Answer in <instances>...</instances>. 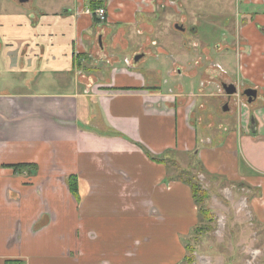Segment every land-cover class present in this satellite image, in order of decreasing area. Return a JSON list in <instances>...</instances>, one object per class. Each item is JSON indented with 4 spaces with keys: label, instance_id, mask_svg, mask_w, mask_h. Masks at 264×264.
I'll list each match as a JSON object with an SVG mask.
<instances>
[{
    "label": "crops",
    "instance_id": "1",
    "mask_svg": "<svg viewBox=\"0 0 264 264\" xmlns=\"http://www.w3.org/2000/svg\"><path fill=\"white\" fill-rule=\"evenodd\" d=\"M162 1L0 0V264L85 262L106 240L114 247L122 219L160 221L164 214L179 216L177 208L194 227L190 187L168 167L177 157L186 166L199 162L204 176L260 192L252 206L258 221L264 215V90L239 114L219 102L223 136L219 130L215 141L198 135L197 98L173 69L162 86L153 76L159 70L140 69L149 54L128 49L124 27L142 22L151 31L146 19ZM228 1L252 6L257 16L251 21L244 14L242 31L251 42H264L256 30L264 26L258 7L264 0ZM98 7L105 21L94 12ZM263 65L264 56L246 75L261 74ZM71 175L78 200L67 185ZM158 194L170 198L158 201ZM174 254L175 260L183 255Z\"/></svg>",
    "mask_w": 264,
    "mask_h": 264
},
{
    "label": "rangeland",
    "instance_id": "2",
    "mask_svg": "<svg viewBox=\"0 0 264 264\" xmlns=\"http://www.w3.org/2000/svg\"><path fill=\"white\" fill-rule=\"evenodd\" d=\"M159 6V12L146 19L151 31L146 30L145 23L142 22L134 23L130 28L124 27L126 35L130 36L128 49L149 54L140 69L159 70L160 74L157 72L153 76L162 86L171 80L168 71L173 69L174 78L180 80L186 93H192L197 98L192 122L198 135L201 132L211 134L215 141L217 133L221 131L219 122L226 117L218 109L219 102L224 100L218 80L237 81L236 64L243 71L264 56V42H251L242 31L246 23L240 20L244 14H252V6L236 1L233 7L228 0H164ZM258 7L261 8L260 11H264V4ZM176 24L182 25L183 30H177ZM256 25V30L260 32V27ZM118 26L122 27V24ZM139 31L142 33L137 34ZM214 41L215 44L216 41L219 42V48L216 49L213 45ZM118 46L125 49L120 44ZM227 46L230 48L226 49ZM257 48L261 50H254ZM227 54L229 58L225 62L222 59ZM176 62L178 63L175 64ZM220 64L228 73L220 72ZM178 66L182 69L180 76L177 75ZM148 75L151 74L148 72ZM188 75L193 77L189 78ZM238 79L244 82L243 86H259L264 84V71L261 74L252 72L251 75H246L245 72ZM201 93L203 97L200 96ZM244 101L246 102L245 99ZM199 104H204L205 107L200 109ZM228 104L233 106L235 113L233 97ZM223 134L221 131L219 137ZM189 163L192 164L191 160ZM198 163L196 167L195 164L186 166V160L177 157L168 167L177 175H193L194 180L199 181L207 190L209 196L205 205L212 210L209 216L215 219L214 230H199L194 240L189 218L183 216L182 209L177 207L179 216L164 214L160 221L147 218L146 221L133 223L122 219V227L118 229V241L111 243L114 249L107 245L110 242L106 240L103 244L105 247H96L91 259L80 263L77 261L76 264H105L108 261L113 264H180L185 254L183 248L187 243L194 250L193 264H264V215L261 217L263 220H257L251 200L255 197L258 201L261 200V193L239 189L237 181L220 176H204ZM169 198L166 194L157 195L158 201ZM162 209L163 215L165 210ZM151 215L159 214L153 212ZM203 219L208 220L207 216ZM126 249L128 251L124 253ZM180 250L183 255L175 260L174 253ZM114 253L118 255L117 261H114Z\"/></svg>",
    "mask_w": 264,
    "mask_h": 264
},
{
    "label": "trees",
    "instance_id": "3",
    "mask_svg": "<svg viewBox=\"0 0 264 264\" xmlns=\"http://www.w3.org/2000/svg\"><path fill=\"white\" fill-rule=\"evenodd\" d=\"M150 158L156 162L165 161L162 158H157V157H150ZM175 178H179L180 180H182L185 184H187L190 187L193 201L195 205L197 206L198 222L196 225H194V227L191 230L192 238L195 240L197 231L199 230H203L204 232L205 230L210 231L211 228H212L211 230H214V227L216 225L214 217L209 216L210 213L212 214L211 208L205 205V200L209 196V194L207 190L201 186L199 181L194 180L193 175L188 177V176H183L180 174V175H177V177L175 176ZM67 185L72 195L75 197L76 200H78L79 194H78V188H77L78 186H77L76 177L73 175L69 176L67 180ZM206 216L208 220L203 219ZM189 246H190L189 243L184 245L185 254L180 264H193V261H194L193 257H195V254H194V250L190 249ZM5 264H24V263L20 260H7L5 261Z\"/></svg>",
    "mask_w": 264,
    "mask_h": 264
},
{
    "label": "flooded vegetation",
    "instance_id": "4",
    "mask_svg": "<svg viewBox=\"0 0 264 264\" xmlns=\"http://www.w3.org/2000/svg\"><path fill=\"white\" fill-rule=\"evenodd\" d=\"M257 16V14L255 15L254 13H252V14H250L248 17H249V19L252 21V20H254L255 19V17ZM242 19V18H241ZM248 19V20H249ZM249 20V21H250ZM240 22H242V20H240ZM238 23H239V21H238ZM240 24V23H239ZM243 24H245V23H243ZM176 26V25H175ZM177 26H180V27H182V25H179V24H177ZM259 27H260V30H261V32H262V34H264V26H262V25H258ZM176 28V27H175ZM183 28V27H182ZM177 29V28H176ZM177 30H183V29H177ZM224 34V33H223ZM213 45L216 47V49L217 48H219V42L218 41H216V44H215V41H214V43H213ZM228 48H229V46H227ZM226 47V48H227ZM211 64H214V63H211ZM236 67H237V70H238V72H236V76H237V81H235V80H228V81H220L219 80V83H220V85H221V87H222V91H223V93H221V97H223L224 98V101L222 102V104H221V106L223 107H225V106H227V105H230V104H228V102H229V100H230V98L231 97H233L234 99H235V113H237V114H239L241 111V109H240V107H242V105H244V104H248V103H251V102H253V101H255L257 98H258V93L259 92H261V90H264V85L263 86H258V85H255V86H243V84L242 83H244V82H242V81H239V79H238V77L242 74H244V71L245 70H243V71H241V69L238 67V65L236 64ZM243 72V73H242ZM223 84H227V86H229V85H233L234 86V92L233 93H231V94H228V93H226V91H225V89H224V87H223ZM262 85V84H261ZM240 86H242V87H240ZM246 89H255L256 90V96H255V98H253L250 102H248V97L244 94V91L246 90ZM261 95V94H260ZM259 95V96H260ZM246 98V102L244 101V99L243 98Z\"/></svg>",
    "mask_w": 264,
    "mask_h": 264
},
{
    "label": "water",
    "instance_id": "5",
    "mask_svg": "<svg viewBox=\"0 0 264 264\" xmlns=\"http://www.w3.org/2000/svg\"><path fill=\"white\" fill-rule=\"evenodd\" d=\"M19 1H20V2H23V1H26V0H19ZM175 27H176L177 29H182V27L177 26V25H176ZM138 56H139V55H137V56L134 58V60H137ZM223 87H224L226 93H228V94H231V93L234 92V86H233V85H229V86H227V84H223ZM244 94L248 97V102H250L253 98H255V96H256V90H255V89H246V90L244 91Z\"/></svg>",
    "mask_w": 264,
    "mask_h": 264
},
{
    "label": "built area",
    "instance_id": "6",
    "mask_svg": "<svg viewBox=\"0 0 264 264\" xmlns=\"http://www.w3.org/2000/svg\"><path fill=\"white\" fill-rule=\"evenodd\" d=\"M94 12L100 21H105L106 15H105V9L104 8L98 7L94 10Z\"/></svg>",
    "mask_w": 264,
    "mask_h": 264
}]
</instances>
